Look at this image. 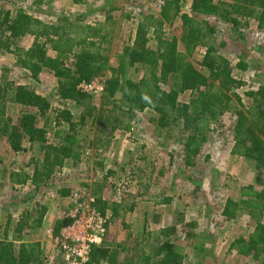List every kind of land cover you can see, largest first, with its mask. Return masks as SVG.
<instances>
[{
    "label": "rangeland",
    "instance_id": "1",
    "mask_svg": "<svg viewBox=\"0 0 264 264\" xmlns=\"http://www.w3.org/2000/svg\"><path fill=\"white\" fill-rule=\"evenodd\" d=\"M157 3L158 0H0V11L9 10L12 14L22 11L49 23L63 15L81 14L85 23L98 24L111 36L110 56L103 71L88 81L75 84L74 95L83 94L82 98L71 94L63 96L59 81L66 80L57 78L48 69H42L33 77L17 64L15 54L0 52V83L10 88L22 85L46 98L52 107L70 111L73 121L78 123L75 128L78 138L85 146L81 159L68 160L61 167H55L51 182L36 187L37 183L30 181L11 183L9 169L19 171L20 167H25L32 153H14L0 139V224L3 225L7 218L14 223L23 210L33 208L37 202H56L59 188L73 191L86 186L92 195L99 188L100 196L107 202L104 213L108 216V229L99 246L121 251L115 264H139L125 257L130 253L127 250L151 254L154 247L166 239H176V248L183 256L181 264H264V250L258 259H253L251 253L240 252L241 244H234L239 237L248 238L256 220L264 224V198L259 196L264 189V174L263 182L257 183L254 162L230 153L232 134L228 131L232 121L228 119L239 108L236 96L240 103L249 106L252 98L246 93L264 85V24L258 18L248 17L241 18L234 26L209 15L216 39L222 43L219 51L228 57L233 75L241 84L233 90L236 96L221 124L209 126L211 130L206 133L201 153L188 165L184 158V141L177 140V128L171 124L158 126L155 121L158 113L149 108L132 109L130 117L122 101L119 103L125 112L107 113L102 96L110 67L117 65L116 55L127 35L133 30L134 39L137 23L148 13L157 14ZM178 3L181 13L191 15L192 0H179ZM166 27L168 34L180 37V18ZM29 43L30 39L24 38L20 46L27 47ZM148 45H154V41L150 40ZM179 47L184 49L181 41ZM205 49V46H198L187 55V60L197 66ZM242 59L245 68L238 65ZM128 74L131 79L139 80L145 72L139 66H132ZM190 98L189 92L179 95L180 102H188ZM86 111L91 115L86 116ZM106 113L110 121H120V126L114 128L113 122H104ZM52 116L54 114L50 113L47 122L50 139L56 131ZM169 128L173 130L168 131ZM143 157L158 162L152 168L154 165L149 161L143 171L142 163L137 162ZM228 159H241L242 162L239 168L232 169ZM250 173L252 178L243 182L241 179ZM139 177L142 181H138ZM227 198L239 202L241 213L236 219H226L220 213ZM250 210L254 213L252 218ZM62 219L60 216L59 221ZM172 225L175 227L173 233L164 232ZM41 232L42 228L32 229L30 238H25L43 240L45 236L42 238ZM49 239L53 242L52 236ZM43 264L64 263L51 247L45 252Z\"/></svg>",
    "mask_w": 264,
    "mask_h": 264
},
{
    "label": "trees",
    "instance_id": "2",
    "mask_svg": "<svg viewBox=\"0 0 264 264\" xmlns=\"http://www.w3.org/2000/svg\"><path fill=\"white\" fill-rule=\"evenodd\" d=\"M178 1L158 0L157 14L148 13L142 17L137 23L134 39L133 30L129 32L116 55L117 65L110 67L102 96L107 113L125 112L119 101L127 107L130 117L133 116L132 109L149 108L158 113L155 119L158 126L171 124L177 128L178 142L184 141L186 164L191 165L202 151L206 133L211 130L209 126L221 124L236 96L233 90L241 84L233 75L230 60L219 51L222 43L217 41L213 22L208 17L214 15L234 26L241 18L255 17L264 24V0H192L191 15L180 12ZM175 18L181 20L180 37L167 33L166 25H172ZM83 20L81 14H70L49 23L22 11L14 14L9 10L0 11V52L15 54L17 64L33 77L42 69H48L57 78L66 80L59 81L63 96L71 94L82 98L83 94L74 95L75 84L100 74L111 51L109 31ZM24 38L30 39L27 47L20 46ZM150 40L154 45H148ZM180 41L184 44L183 50L179 47ZM198 46L206 49L194 66L187 60V55ZM239 62L238 65L245 68L243 59ZM132 66L142 68L145 75L139 80L131 79L128 69ZM185 92H189L191 98L188 102H180L179 95ZM246 94L252 98V103L244 106L236 96L239 108L233 117L229 115L228 121L232 120L228 127L232 134L230 153L252 160L256 182L262 183L264 85ZM50 113L54 114L52 127L56 128L51 139L47 130ZM107 113L104 122H113L114 128L119 127L120 121H110ZM85 115H91L90 111ZM77 124L70 111L52 107L46 98L33 90L22 85L10 88L0 83V139L14 153H32L30 163L25 167H20L19 171L9 169L11 183L30 181L36 182V187L49 184L55 167H61L68 160L81 159L85 146L78 138ZM172 130L169 128L168 131ZM99 191V188L94 191L95 205L104 213L107 202ZM57 193L65 196L70 194V190L62 187L57 189ZM259 196L264 198V189ZM240 209L239 202L227 198L220 213L226 219H234ZM45 213L46 207L37 202L33 208L23 210L14 223L11 224V219L7 218L3 225L0 224V264H43L44 248L38 240L25 237L30 238V231L41 226ZM249 216L254 217L253 210L249 211ZM65 222L62 219L55 224L54 236ZM164 230L173 233L175 227L168 226ZM175 241L164 240L154 247L151 254L139 250L138 254L130 249L125 257L139 264H181L183 256ZM234 244H241L243 249L240 252H249L253 259H258L264 250V224L256 220L248 238L239 237ZM120 253V250L97 246L92 250L88 263L102 261L115 264Z\"/></svg>",
    "mask_w": 264,
    "mask_h": 264
},
{
    "label": "built area",
    "instance_id": "3",
    "mask_svg": "<svg viewBox=\"0 0 264 264\" xmlns=\"http://www.w3.org/2000/svg\"><path fill=\"white\" fill-rule=\"evenodd\" d=\"M62 216L66 222L54 236L52 250L64 264L88 263L92 250L105 237L108 216L98 210L86 186L70 192L69 205Z\"/></svg>",
    "mask_w": 264,
    "mask_h": 264
},
{
    "label": "crops",
    "instance_id": "4",
    "mask_svg": "<svg viewBox=\"0 0 264 264\" xmlns=\"http://www.w3.org/2000/svg\"><path fill=\"white\" fill-rule=\"evenodd\" d=\"M140 147L143 148V146H140ZM127 153H129V151ZM149 161H150V163H152V165H154V166H152V168L155 167V164L158 162L157 159H145L144 157H143V159H139V160L137 159V162H139L140 164L142 163V170L143 171L145 169V166H147V164H149L148 163ZM227 161H228V164L230 163V166L232 169L233 168H239V165H241V162H242L241 159H228ZM226 165H227V163H226ZM144 178L145 177H143V180H145ZM250 178H252L251 173L248 174L247 176L243 177L241 180L246 183V182H248V180ZM138 181H142L141 177L138 178ZM56 195H58V196L55 197L57 199H56V202H54V203L50 204L47 201H44L43 203L39 202L46 207V213L44 215L43 223L41 224L42 227L39 226L37 228H40V229L42 228L41 236H42V238L44 236L45 237L43 238V240H40V239H37V240L40 242L41 247L44 248L45 252L51 250V247H52L53 242L51 239H49V236H52L54 238V235H53L54 234L53 227L55 226L54 224H56L60 220V216H62V214L64 213V211L68 207V200H69L70 194L65 195V196H61L60 194L56 193ZM240 213H241V210H239L237 212L236 218L240 215ZM236 218H234V219H236ZM47 236H48V238H47ZM109 248H112V247L110 246Z\"/></svg>",
    "mask_w": 264,
    "mask_h": 264
}]
</instances>
